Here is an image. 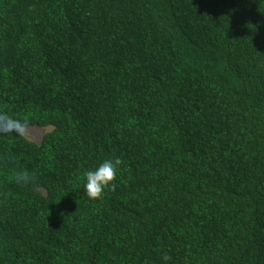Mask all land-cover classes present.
Here are the masks:
<instances>
[{"label":"trees","instance_id":"trees-1","mask_svg":"<svg viewBox=\"0 0 264 264\" xmlns=\"http://www.w3.org/2000/svg\"><path fill=\"white\" fill-rule=\"evenodd\" d=\"M0 264H264V0H0Z\"/></svg>","mask_w":264,"mask_h":264},{"label":"clouds","instance_id":"clouds-1","mask_svg":"<svg viewBox=\"0 0 264 264\" xmlns=\"http://www.w3.org/2000/svg\"><path fill=\"white\" fill-rule=\"evenodd\" d=\"M122 163V160L118 157L114 160L107 159L100 163L96 169L87 171L85 173L84 183V192L86 196L91 200H98L102 198L106 189H109L110 187L114 188V181L116 180L118 167ZM14 180L17 184L23 186L34 183L35 177L27 171H20L15 174ZM164 259L168 260L169 257L165 255Z\"/></svg>","mask_w":264,"mask_h":264},{"label":"rangeland","instance_id":"rangeland-1","mask_svg":"<svg viewBox=\"0 0 264 264\" xmlns=\"http://www.w3.org/2000/svg\"><path fill=\"white\" fill-rule=\"evenodd\" d=\"M51 127L30 126L23 129L24 134L33 140L40 141L42 136L48 132Z\"/></svg>","mask_w":264,"mask_h":264}]
</instances>
